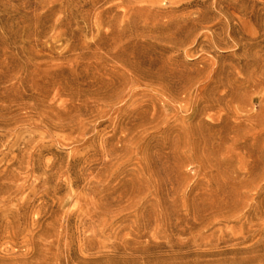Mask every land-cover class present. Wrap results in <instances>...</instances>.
<instances>
[{
  "label": "rangeland",
  "instance_id": "obj_1",
  "mask_svg": "<svg viewBox=\"0 0 264 264\" xmlns=\"http://www.w3.org/2000/svg\"><path fill=\"white\" fill-rule=\"evenodd\" d=\"M221 1L0 0V264H264V0Z\"/></svg>",
  "mask_w": 264,
  "mask_h": 264
},
{
  "label": "bare ground",
  "instance_id": "obj_2",
  "mask_svg": "<svg viewBox=\"0 0 264 264\" xmlns=\"http://www.w3.org/2000/svg\"><path fill=\"white\" fill-rule=\"evenodd\" d=\"M215 2L214 3H212V4H216V5H220L222 8H225L223 5H222V1L221 0H214ZM226 8H228V7H226ZM233 8V10H232V14H235V15H237L238 17H240V18H244V19H246V18H248V20H253L254 19V17L252 18V15L251 16H246V12L243 10V9H239L240 8V6L238 7V6H234V7H232ZM236 10H238V11H236ZM247 20V21H248ZM247 21H245V22H247Z\"/></svg>",
  "mask_w": 264,
  "mask_h": 264
}]
</instances>
